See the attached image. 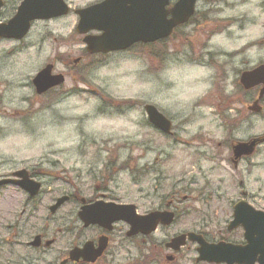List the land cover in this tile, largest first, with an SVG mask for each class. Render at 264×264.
Listing matches in <instances>:
<instances>
[{
  "label": "flooded vegetation",
  "instance_id": "1",
  "mask_svg": "<svg viewBox=\"0 0 264 264\" xmlns=\"http://www.w3.org/2000/svg\"><path fill=\"white\" fill-rule=\"evenodd\" d=\"M67 7L69 8V13L60 18H56L49 21H38L33 23L32 29L36 23H49L57 22L64 19H75L74 34H77V28L80 22V16L77 14L79 11L86 10L89 8H94L99 5H92L96 0H83L82 3L79 0H63ZM110 0H105V3ZM129 4L123 9V14L125 10L131 12L134 10V14L138 13L141 10L140 3L136 1L129 0ZM249 0H200L197 3L196 8L192 11V15L187 19V21L175 27L170 37L167 39L159 40L153 43H135L130 48L120 51H112L111 55H126L132 52H137L138 50L149 49V54L154 58L163 59V56L166 53V48L169 45L170 41L176 40L177 38L183 44L181 48L177 50H168L170 56L175 54H183L186 61L193 64L204 65L206 67L214 66L216 70V76H219L220 84H223V88L218 85V91L221 94H225L224 86H227L226 89H229L230 86L234 83V87L238 90L237 97H240L238 100L240 106L245 110V118L251 115H255L263 109L261 105L264 102L258 101L260 91L262 86H254L252 88L245 87L241 81L245 74L250 73L249 62L244 60L238 68H232L234 58L242 55L246 49L252 48L254 45L259 44L261 48H264V42L256 41L248 43L242 48L236 49L233 52H226L219 45H210L209 40L212 36L217 35L221 32H225L229 37H232L234 33L231 31L230 26L238 25L240 29L246 28L249 24L253 23V18L250 15H245L244 13H239L235 16H230L227 18L221 19V14L226 10L238 12L239 8L248 3ZM252 3L259 4L264 6L262 0H251ZM104 4V3H103ZM176 0H168L167 5L168 9L165 11L168 12L167 19H172V11L175 8ZM211 4V7L207 10L205 5ZM102 5V4H100ZM223 5V7H221ZM14 16V14H13ZM13 16H9L7 19H11ZM126 19L131 18V15H126ZM95 26L90 25L91 29L86 36H99L103 34V31L93 29ZM202 32L205 40L203 42L199 40H190V33ZM80 36V41L83 43L81 49V55L78 59L70 60L67 65H63L66 73L67 70L70 74H73L77 77H84L91 69L95 66H99L101 61L110 55V53H94L91 54L87 51V47L84 44V38L86 36ZM79 38V37H78ZM167 44V45H166ZM195 44V45H194ZM165 48V52H160L158 49L160 47ZM17 49L16 51H19ZM226 57L225 61L221 63L219 57ZM207 57V59H205ZM176 58V57H175ZM173 60V59H172ZM53 64H47L43 66L41 71H43L47 66H53L52 75L58 76L62 75L64 77V82L61 85H58L47 92L39 93L33 84L35 77L41 72H39L35 77L32 78L31 82L26 84V88H29L31 96L27 97L23 103V110L17 115L16 118L27 117L33 113L32 111L43 113L46 111V108L51 106L46 105V99L52 96L56 98H62L65 96L69 97L74 95L77 92V89L74 92H63L62 87L66 83V74L56 73V64L57 61H53ZM7 63V58L0 60V64ZM260 64H264V61H259ZM226 65L230 71H225ZM213 68V67H212ZM233 79L232 84H228L227 81ZM226 83V85H224ZM29 90H26V92ZM2 92V91H1ZM227 95V94H225ZM243 98V100H242ZM258 102L257 106L260 108L258 111L254 110V103ZM244 105V108L243 106ZM4 112V108L0 107V110ZM221 112V111H220ZM227 110L222 111L226 115ZM240 112V111H239ZM256 112V113H254ZM1 114V113H0ZM29 114V115H28ZM27 123V122H26ZM147 125L153 129L158 134H162L156 127L150 125L147 120ZM146 125V127H148ZM148 127V128H149ZM174 126L172 127L171 135L165 136V138L174 137ZM137 148H140V144L136 143ZM234 143L232 142L229 147H227L226 154H228V161H231V164L235 169L244 163L249 165V161H252V156H242L239 159L235 157L234 153ZM262 145L258 146L256 152ZM143 159L142 156H136V159L133 156H128L126 160L118 163L117 167L121 166L118 170H109L116 166L113 163L106 165V173L102 175L101 170H98L96 173L95 169H90L88 174L96 175L100 173V179L97 180L95 187L93 188V194L84 193L82 189H87V187H80L74 182H70V187L67 190L60 193H66V195H59L51 197L48 200V194L52 192V187L54 183L58 180L66 182L64 178L61 177V171L59 170H50L45 168V164L32 166L31 164L26 167L21 168H9L8 174L2 173L0 171V181L1 180H11V184H6L0 186V198L3 197L5 192H10V200L18 209H15L17 212L13 211L11 216L7 218L0 217V264H175L183 260L184 249L188 244H192L197 253L195 259L196 264H204L206 262H198L199 254L197 252L198 245L196 243L189 242L186 240L185 245L177 247L173 244V240L176 237L182 236L188 232H183L180 234L171 235L169 230L175 225L176 219L179 216L178 208L181 204H186L193 199L197 200L198 204L203 202L205 199V191L198 190L197 194L192 195V191L184 187L182 189L178 188H168L164 191V187L159 184L153 185V189L150 193H144L141 189L139 197L136 200L137 204L125 203L119 191L109 187V184L106 182H113L115 179L114 176L125 170L122 168L124 166H133L136 170L137 182L142 181V174L145 173L149 175L152 171L151 167H156L154 160L152 165L145 164L142 167L139 166L138 161ZM127 161V162H126ZM128 164V165H127ZM56 167L57 164L55 163ZM30 182H28V181ZM157 183L160 180H156ZM20 183H28V188L23 189L19 185ZM139 183V184H140ZM36 186L39 185L38 189L32 188L30 185ZM48 186V189H45V186ZM184 193V194H182ZM191 195V197L189 196ZM241 199L237 202H233L231 209V217L225 222L223 228L217 231L216 235H212L202 230L194 233L200 236H203L209 242L221 243L227 242L235 245H244L245 242V231L242 227L237 229L229 230L230 223L234 219V207L240 201H245L248 204L252 205L248 201V196L246 191H242ZM214 197V196H213ZM209 196V198H213ZM181 198V202H179ZM206 199V204L210 203V200ZM150 204L148 209L144 213H140V208L145 205V203ZM60 202V203H59ZM99 202L102 203H113L116 205H134L137 210V214L140 216H147L153 212H171L175 215V220L171 225H158L157 229L150 234H137L135 236H129V226L123 221H116L111 225L103 224H90L85 225L80 218V213L82 208L95 205ZM70 210L65 213V207ZM213 206H206L203 212H209ZM259 209V208H256ZM48 210L49 212H47ZM64 210V211H63ZM262 210V209H260ZM46 211V213H45ZM264 211V210H262ZM45 213V216L43 215ZM48 213V214H47ZM62 213H65L66 216H61ZM186 213H189L187 210ZM11 214V211L9 212ZM58 219H63L64 223L56 226ZM204 221H206L204 219ZM55 225V233H49L50 226ZM203 226L206 224H202ZM8 252V253H6ZM6 253V254H5ZM208 264V263H207Z\"/></svg>",
  "mask_w": 264,
  "mask_h": 264
},
{
  "label": "clouds",
  "instance_id": "2",
  "mask_svg": "<svg viewBox=\"0 0 264 264\" xmlns=\"http://www.w3.org/2000/svg\"><path fill=\"white\" fill-rule=\"evenodd\" d=\"M179 2L180 0H176V4ZM198 2L200 0H193V10ZM25 3L26 0H0V25H8L17 18ZM103 3L105 0H96L92 7ZM210 7L211 4L205 5L206 10ZM166 9L169 10L168 5ZM239 13L250 15L253 23L244 29H240L238 25L230 26L234 33L232 37L221 32L211 37L210 45H219L226 52H233L252 41L264 42V6L249 0L238 12L226 10L220 18ZM9 16L13 18L7 19ZM34 19L29 21V26ZM43 31L41 28V34ZM47 31L53 36H62L65 39L71 35L70 31H57L51 27ZM39 39L40 36L35 29L29 34V28L20 38L0 37V60L7 58V63L0 64V83L5 85L0 92V107L4 108V112L0 114V171L39 164L46 154L57 150H62L67 156L79 147L84 137L98 140L120 136L134 137L140 130L142 113L135 104L130 106V110L123 111L122 102L125 101L140 102L145 107L151 106L157 117L180 126L174 134L182 139H188L196 134L201 121L195 123L184 121L191 114L197 101L206 99L212 92L215 70L188 62L183 54L175 53L173 55L176 58L170 60L167 66L160 70L157 79H142L139 73L146 71L142 58L111 55V49L108 50L110 55L105 57L95 73L88 75L86 79L97 90H102L106 98L121 104V110L114 114L98 113L100 100L95 97L82 100L73 95L68 99H54L43 118L38 112H33L27 117V123L24 117L17 119L27 98L24 91L26 82H30L49 59L48 47L46 44L39 45ZM17 49L20 50L16 51ZM64 51L63 47L59 49L60 53ZM225 59L224 56L219 57L221 63ZM244 60L249 62L250 74L255 73L264 67V64L259 63L264 61V48L257 44L246 49L242 55L234 58L231 67L238 68ZM225 71H230L227 65ZM260 82L264 83V80ZM231 92V89H225V94L230 95ZM207 107L201 106L205 114ZM53 111L63 119V123L54 121ZM226 115L237 123L227 135L221 137L222 139H230L236 147L251 146L252 150L247 153L248 155H251L257 146L264 145V109L241 119L240 114L229 107ZM126 156L127 153L122 155L120 160H124ZM260 160L261 157H257L248 163L258 164ZM146 162L145 159H141L138 164L142 167ZM244 179L247 188L252 182L264 181V174H258L256 169L252 168ZM256 256L259 259L264 253L257 252Z\"/></svg>",
  "mask_w": 264,
  "mask_h": 264
},
{
  "label": "rangeland",
  "instance_id": "3",
  "mask_svg": "<svg viewBox=\"0 0 264 264\" xmlns=\"http://www.w3.org/2000/svg\"><path fill=\"white\" fill-rule=\"evenodd\" d=\"M79 2L82 3L83 0H79ZM74 24L75 19L68 18L57 22L36 23L34 25L33 30L35 29L37 35L40 36L38 44L41 46L46 44L49 51V59L44 66L47 64H53V61H57V64L55 65L56 73L66 74L67 77L65 85L62 87L63 92L73 93L74 90L77 89L75 96L82 100H88L92 97L100 100V104L97 108L98 113L114 114L121 110V104H117L106 98L102 93V90H97V88L91 85L86 79L88 75L94 74L100 65L95 66L82 78L80 76L76 78L73 74H70L68 70L66 73L63 65H67L70 60L78 59L81 55L83 45L80 41V36L73 32ZM49 27L54 28L57 31H70L71 35L67 39L62 36H53L47 31ZM41 28L44 29L42 34L40 32ZM190 36V40L192 41L200 39L199 41L203 42L205 40L202 32H191ZM182 45L181 41L177 38L174 42L170 41L167 48L170 51L177 50L178 48H181ZM61 47L65 48L64 53L59 52ZM167 48V54L163 56L162 60L154 58L149 54V49L138 50L136 53H127L122 56L132 58L138 56L142 58L145 62L146 71L140 72V77L142 79H157L160 70L166 67L170 60L175 59L174 56H170L171 52L168 53ZM158 51L160 52L159 54L165 52L164 46L160 47ZM210 68L214 69L215 67L211 66ZM219 78V76H216L215 70V76L213 79L214 87L212 92L206 99L197 101L191 114L184 121V123L201 121L196 134L188 139H182L176 134L173 138H165L162 134L154 133L155 131L147 125V115L144 113V105L136 101H125L122 102L123 111L130 110V106L135 104L142 113V120L139 125L140 130L134 137L120 136L117 138L99 140L93 137H84L79 147L74 149L67 156L64 155L62 150L46 154L38 165L45 164L46 169L61 171V177L66 180V182L58 180L54 183L51 194H48V200H50L51 197L68 194V192L60 193V191L63 192L67 190L71 185L70 182H74L80 187H87L86 190L82 189L84 193L93 194V188L98 184L97 180L100 179V173L98 176H94L93 174L89 175L88 171L91 168L95 169L96 173L98 170H101L102 175H104V173H106V165H109V163L112 164L114 159L115 162L113 165L116 167L109 170L120 169L121 166L117 167V162H123L128 156H133L136 159V156L138 155L142 156L143 159L147 161L145 164H149V166L152 165L155 159H157L155 162L157 166L154 168L151 167L152 171L149 175H146L145 178L142 177L143 180L141 183L137 182L138 176L136 175V170H134V164H131L133 166L122 167L125 168V170L118 172V174L114 176L115 179L113 182H107L110 188L119 191L118 194L121 195L125 203L137 204L136 200L139 197L138 194L141 195V189L143 190V194H148L151 192L154 187L153 185L155 184L162 185L164 191L166 189L168 190L170 187L182 189L187 186V188L189 187L193 192V196H195L194 194H197L196 192H198V190L205 191V199L203 202L198 204L197 200L194 201L191 199L189 203L180 205L178 208L179 216L176 219L173 228L169 230L171 235L183 232L195 233L198 230H202V227L204 228V231L210 233L211 236L216 235L217 231L223 228L225 222L231 217L232 210L230 209L234 204L233 202H237V200L241 199L242 191H246L248 201L253 206L264 210V181H261L260 183L252 182L246 188L244 179L247 172L252 168H255L258 174H264V145H262L258 149L259 151L255 152L251 157L252 160L261 157L260 163L258 164L248 165L244 163L235 169L231 164V161H228V154H226V151L228 150L227 147H229L233 141L230 139H222L221 137L227 135L232 128L236 126L237 121L224 115L222 111L231 107L235 112L240 114L241 119L245 118L244 116L247 114H245V110L240 106L238 101L240 97L236 96L238 90L234 87L233 79L227 81L228 84L233 83L232 86L229 87L232 92L230 95H225L218 91V85L223 88V84H220L222 81ZM30 82H26V84ZM224 85H226V83ZM4 87L5 85L0 83V92L3 91ZM226 87L227 86H224L225 89ZM26 90L29 91L26 92ZM24 91L27 94V97L31 96L32 91L29 88L25 87ZM73 95L74 93L72 96ZM69 97L65 98L64 96L62 99H68ZM54 99L57 98L55 96L47 98L46 105L51 103ZM262 104L261 107L264 109V102ZM204 105L208 106L206 114L205 111L201 110V106ZM242 106L244 108V105ZM50 108L51 106L46 108L45 112L39 113V116L43 118ZM2 110L3 109L0 110L1 114L3 113ZM32 112H36V110ZM52 116L54 121L63 123V119L60 118L55 111L52 112ZM17 119H19V117ZM171 119H175V117H171ZM146 125L149 128L146 127ZM173 126L175 128L174 132L179 130L180 126ZM136 143L140 144V148H137L138 146ZM125 153H127V156L121 161L120 157ZM55 163L57 164L56 167L54 166ZM1 172L6 174L8 170L6 169ZM155 179L160 180V182L157 183ZM44 188L48 189L49 187L46 185ZM11 194L12 193L10 192H5L3 197L0 198V217L7 218V216L13 214V211L17 212L15 209L18 208L9 198L11 197ZM189 196L191 197V195ZM209 196L214 197L209 198ZM208 198L210 203L206 204V199ZM178 201L181 202V198H179ZM210 205L213 206L212 209L209 210L210 213L203 212L205 207H209ZM148 206H150V204L147 201V203L140 208L139 212L144 213L145 210L148 209ZM64 210L66 213L70 209L66 206ZM187 210L189 213H186ZM10 211L11 214H9ZM46 211L49 212L48 210ZM45 213L43 212V215H40L44 217ZM65 213H62L61 216H66ZM204 219L206 221H204ZM63 221V219H58L56 222L57 225H55L58 226L63 224ZM202 224L206 225L203 226ZM55 225L51 224L49 233L53 234L56 232L53 229L56 227ZM195 248L196 247L192 244H188L184 247L187 251H184L183 260H180V262L175 264H196L195 259L197 253L195 252Z\"/></svg>",
  "mask_w": 264,
  "mask_h": 264
},
{
  "label": "water",
  "instance_id": "4",
  "mask_svg": "<svg viewBox=\"0 0 264 264\" xmlns=\"http://www.w3.org/2000/svg\"><path fill=\"white\" fill-rule=\"evenodd\" d=\"M140 3L141 10L134 14V10L128 12L123 9L129 4V0H110L94 8L79 11L80 22L77 28L79 35H87L93 29L103 31L99 36H86L84 43L87 45V51L94 53H109L108 50L120 51L130 48L135 43H153L166 39L171 36L173 29L184 24L192 15L193 0H180L172 11V19L168 20V12L165 11V5L168 0H132ZM69 8L62 0H26V3L20 9V13L8 25H0V37H22L32 23L35 21H46L66 16ZM131 18L126 19V15ZM35 18L29 26V21ZM53 66H47L33 80V84L39 93L63 84L62 75H52ZM264 67L258 69L255 73H247L242 78L245 87L252 88L262 85L260 99L264 96ZM254 104V110L260 108ZM145 112L149 122L162 131L170 135L172 124L163 118L155 115L151 106L145 107ZM251 146H234L235 157L239 159L242 156H250ZM255 152V151H254ZM252 152V154L254 153ZM244 153V154H241ZM251 154V155H252ZM28 181V180H27ZM11 180H1L0 186L11 184ZM29 182V181H28ZM30 183V182H29ZM23 189L28 188V183H20ZM30 185V184H29ZM38 189L39 185L33 186ZM60 203V202H59ZM175 215L170 212H153L147 216L137 214L134 205H116L113 203L99 202L95 205L82 208L80 218L87 226L90 224L111 225L116 221H123L130 227L129 236H135L139 233L147 235L155 231L158 225H171ZM242 227L245 231V245H234L221 242L218 244L208 243L203 236L189 233L173 240L177 247L185 245L186 239L199 245L197 252L199 254L198 262H207L210 264H254L257 259L256 253H264V211H258L245 201L237 203L234 207V220L230 224L229 230ZM257 235L259 238H257ZM256 264H264V256L257 259Z\"/></svg>",
  "mask_w": 264,
  "mask_h": 264
},
{
  "label": "trees",
  "instance_id": "5",
  "mask_svg": "<svg viewBox=\"0 0 264 264\" xmlns=\"http://www.w3.org/2000/svg\"><path fill=\"white\" fill-rule=\"evenodd\" d=\"M150 172H151V171H150ZM136 173H137V172H136ZM142 175H143L142 177L145 178L147 174L143 173ZM142 180H143V179H142ZM106 183H107V182H106Z\"/></svg>",
  "mask_w": 264,
  "mask_h": 264
},
{
  "label": "bare ground",
  "instance_id": "6",
  "mask_svg": "<svg viewBox=\"0 0 264 264\" xmlns=\"http://www.w3.org/2000/svg\"><path fill=\"white\" fill-rule=\"evenodd\" d=\"M254 113H256V112H254ZM257 114V113H256ZM99 174H96V175H94V176H98Z\"/></svg>",
  "mask_w": 264,
  "mask_h": 264
}]
</instances>
